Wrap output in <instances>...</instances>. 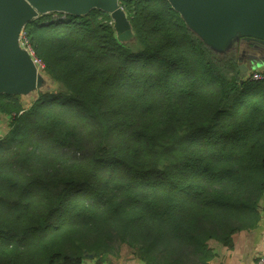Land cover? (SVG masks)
<instances>
[{
    "label": "trees",
    "instance_id": "16d2710c",
    "mask_svg": "<svg viewBox=\"0 0 264 264\" xmlns=\"http://www.w3.org/2000/svg\"><path fill=\"white\" fill-rule=\"evenodd\" d=\"M119 1L135 43L99 9L23 30L58 90L0 95V264H101L120 244L145 264H210L261 218L264 80L168 0Z\"/></svg>",
    "mask_w": 264,
    "mask_h": 264
},
{
    "label": "water",
    "instance_id": "95a60500",
    "mask_svg": "<svg viewBox=\"0 0 264 264\" xmlns=\"http://www.w3.org/2000/svg\"><path fill=\"white\" fill-rule=\"evenodd\" d=\"M168 1L216 53L224 54L238 46L242 55L264 58V0ZM94 9L110 14L121 43H135L133 27L119 0H0V95H19L29 106L34 95L48 91L50 80L57 84L39 69L21 43L28 22L51 13L83 16ZM239 69L241 77L247 78L249 68L245 62H240ZM2 119L0 115V125Z\"/></svg>",
    "mask_w": 264,
    "mask_h": 264
},
{
    "label": "crops",
    "instance_id": "0c3cea01",
    "mask_svg": "<svg viewBox=\"0 0 264 264\" xmlns=\"http://www.w3.org/2000/svg\"><path fill=\"white\" fill-rule=\"evenodd\" d=\"M243 62L249 68V73L264 67V58ZM260 215L261 218L255 228L240 231L233 236L232 248L215 245L217 256L210 261V264H258L257 257L264 254V196L260 200ZM124 256L121 253L119 257H111L101 264H145L134 255ZM84 264L98 263L96 259H87Z\"/></svg>",
    "mask_w": 264,
    "mask_h": 264
},
{
    "label": "built area",
    "instance_id": "2783aa9c",
    "mask_svg": "<svg viewBox=\"0 0 264 264\" xmlns=\"http://www.w3.org/2000/svg\"><path fill=\"white\" fill-rule=\"evenodd\" d=\"M21 43H22L23 46H25L26 48L29 49V51L31 52V54L34 57V60H35V62L37 64V66L39 67L40 70L43 71L44 70V65H43L42 61L35 56L33 50L28 45L27 41H25L23 32H22V35H21ZM247 79L256 80V81L264 80V67L252 70L250 73H248ZM257 263L258 264H264V254H261V255H259L257 257Z\"/></svg>",
    "mask_w": 264,
    "mask_h": 264
},
{
    "label": "rangeland",
    "instance_id": "374dc122",
    "mask_svg": "<svg viewBox=\"0 0 264 264\" xmlns=\"http://www.w3.org/2000/svg\"><path fill=\"white\" fill-rule=\"evenodd\" d=\"M58 90V86L57 84H54L51 80H50V83L48 84V91L49 92H53V91H57ZM47 91V92H48ZM45 93V92H44ZM39 97V94L37 93V95H34L32 98L33 100H36L37 98ZM8 117L7 116H3V119H2V125H0V135H3L5 133V131H7L6 129L8 128L7 127V124H8ZM7 127V128H6ZM118 243V242H117ZM119 253L121 254H124L126 257V255H133L132 254V250L130 248H128L126 245H119Z\"/></svg>",
    "mask_w": 264,
    "mask_h": 264
},
{
    "label": "flooded vegetation",
    "instance_id": "af4514ba",
    "mask_svg": "<svg viewBox=\"0 0 264 264\" xmlns=\"http://www.w3.org/2000/svg\"><path fill=\"white\" fill-rule=\"evenodd\" d=\"M254 41L255 40H253V41H251V44H254ZM239 58H240V62L241 61H245V60H257L258 58L255 56V55H253V54H248V55H242V53L241 52H239Z\"/></svg>",
    "mask_w": 264,
    "mask_h": 264
},
{
    "label": "bare ground",
    "instance_id": "6f19581e",
    "mask_svg": "<svg viewBox=\"0 0 264 264\" xmlns=\"http://www.w3.org/2000/svg\"><path fill=\"white\" fill-rule=\"evenodd\" d=\"M1 127V126H0ZM7 128V127H6ZM3 137V135H0V138H2Z\"/></svg>",
    "mask_w": 264,
    "mask_h": 264
}]
</instances>
